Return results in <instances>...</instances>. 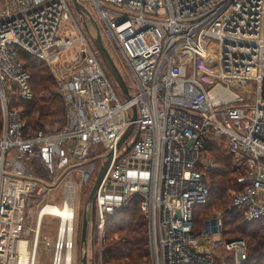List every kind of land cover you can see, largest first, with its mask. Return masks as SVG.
<instances>
[{
    "label": "built area",
    "instance_id": "2783aa9c",
    "mask_svg": "<svg viewBox=\"0 0 264 264\" xmlns=\"http://www.w3.org/2000/svg\"><path fill=\"white\" fill-rule=\"evenodd\" d=\"M1 1L0 264H37L41 245L51 264L77 263L79 190L104 153L87 264H104L106 225L135 199L149 239L140 264H247L248 243L224 240L219 214L197 233L196 210L217 168L208 146H225L246 168L232 208L264 223V0H78L129 78L124 102L94 46L96 29L92 45L67 0ZM21 52L52 71L66 109L57 131L25 134L17 104L35 95ZM47 217L57 219L54 239L42 236Z\"/></svg>",
    "mask_w": 264,
    "mask_h": 264
},
{
    "label": "trees",
    "instance_id": "16d2710c",
    "mask_svg": "<svg viewBox=\"0 0 264 264\" xmlns=\"http://www.w3.org/2000/svg\"><path fill=\"white\" fill-rule=\"evenodd\" d=\"M20 60L31 74V86L35 99L19 102L24 111L25 134L49 133L50 129H61L66 123V109L62 98L55 93V79L51 69L38 59L21 52ZM3 117L0 110V126ZM207 152L215 158L217 168L209 171L212 192L208 203L200 207L196 221H206L212 211L223 218L224 237L227 241L245 240L250 248L247 264H264V223L247 221L244 213L232 208L231 192H241L238 183L246 168L239 169L235 156L228 154L225 146L211 144ZM201 221V220H200ZM202 229H197L201 233ZM148 228L140 200H133L106 225L103 244L104 264H140L148 256Z\"/></svg>",
    "mask_w": 264,
    "mask_h": 264
},
{
    "label": "rangeland",
    "instance_id": "374dc122",
    "mask_svg": "<svg viewBox=\"0 0 264 264\" xmlns=\"http://www.w3.org/2000/svg\"><path fill=\"white\" fill-rule=\"evenodd\" d=\"M68 1V4L71 8V11H72V14H73V17L75 18L76 22L78 23L80 29L82 30V32L84 33V35L88 38L89 42L93 45V42H92V39H91V36L88 32V29H91L92 31H95V28L93 26V24L91 23V21L87 18V26H85V23L83 21V18L82 16L76 11L75 9V6L73 4V0H67ZM2 3V1L0 0V4ZM86 7H88V5L86 4ZM102 39L104 41V44L107 48V50L109 51L112 59L114 60L116 66L118 67V69L120 70L122 76L124 77V79H126V81L128 83H130L129 81V78L127 77V75L125 74V71L123 69V66L121 65L120 63V60L119 58L117 57V54L115 53V50L111 47V45L107 42L105 36H103L102 34ZM109 75V74H108ZM110 77V76H109ZM116 91H117V94H118V97L120 99V101L124 102L125 101V97L123 96L122 94V91L121 89L118 87V85L116 84V82L114 80H112V78L110 77ZM58 128H53V129H50L48 131L50 132H54V131H57ZM97 156H100L102 155L104 152L101 148V146H99L97 148ZM104 159L102 160H99L96 162V170H95V173H94V178L92 180V182L84 189V191H80L79 190V197H80V206H81V212H80V216H79V221H80V225H79V240H78V246H77V253H76V261L77 263L76 264H82L81 260H82V248H81V230H82V222H83V217H84V214H85V210H86V206H87V201H88V198L91 194V191L94 187V184L96 182V179H97V176L102 168V163H105V158H106V154L104 153ZM209 156H211L214 160L215 158L212 156V154ZM216 161V160H215ZM235 193H238V192H235V191H232L231 192V200L233 199V195ZM50 202L56 204L57 206H61L62 204V199H61V193H55L51 199H50ZM201 211V208L198 207L197 210H196V216L198 215V212ZM218 213H221L219 211H212V213H210L211 216H214V215H218ZM220 215V214H219ZM201 220V221H200ZM200 220H197L196 223H197V229H202L203 230V226L205 224V222L207 221H204L203 218H201ZM57 219L55 218H52V217H47L45 219V222H44V229H43V237L45 236H49L51 239H54L55 238V233H56V230H57ZM223 238L224 240L225 237H224V233H223ZM214 239L216 241H219L221 240L220 237L218 236H215ZM52 262V253L49 252L45 246L41 245L39 247V250H38V260H37V264H51ZM231 260H217V264H230Z\"/></svg>",
    "mask_w": 264,
    "mask_h": 264
},
{
    "label": "water",
    "instance_id": "95a60500",
    "mask_svg": "<svg viewBox=\"0 0 264 264\" xmlns=\"http://www.w3.org/2000/svg\"><path fill=\"white\" fill-rule=\"evenodd\" d=\"M73 4L75 6L76 11L80 15H84V16L88 17L89 20L94 25V27L96 29V33H97L96 40L94 41V46L97 49V51L99 52V54L102 58L103 64H104L105 68L107 69L108 73L110 74L112 79L116 82L118 87L121 89L122 94L124 95L125 99L129 100L131 97L130 92H129V87H128V85H127L125 79L123 78L120 70L116 66L114 60L112 59L109 51L107 50V48L104 44L98 23L93 18L90 11L87 8H85L82 4H80L78 0H73ZM136 118H137V110H136V108H134L133 120L135 121ZM132 130H133V126H131L129 128V130L127 131V133L125 134V136L121 140L120 144L118 145V149L123 145V143L128 138V136ZM111 156H112V153L109 154L108 159H110ZM106 166H107V163L101 168V170L98 174V177L96 179L94 187H93L91 194H90L88 201H87V211L85 212L84 217H83L82 230H81V248H82V260H81V262H82V264H87V261H88L87 238H88L89 224H90V208L92 206L96 191L100 185L101 179H102L104 172L106 170Z\"/></svg>",
    "mask_w": 264,
    "mask_h": 264
}]
</instances>
